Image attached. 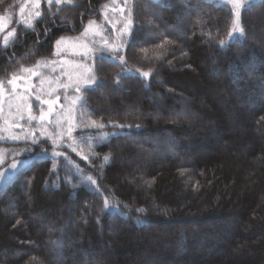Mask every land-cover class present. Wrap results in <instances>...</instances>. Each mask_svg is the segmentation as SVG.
<instances>
[{
    "label": "trees",
    "instance_id": "1",
    "mask_svg": "<svg viewBox=\"0 0 264 264\" xmlns=\"http://www.w3.org/2000/svg\"><path fill=\"white\" fill-rule=\"evenodd\" d=\"M21 1L3 0L0 15ZM106 1L53 4L17 26L0 83ZM130 18L127 63L103 62L64 155L39 140L0 187V264H264V0L241 10L246 38L224 51L235 19L224 0H133ZM103 132L116 135L98 144ZM104 197L125 214L103 212Z\"/></svg>",
    "mask_w": 264,
    "mask_h": 264
},
{
    "label": "rangeland",
    "instance_id": "2",
    "mask_svg": "<svg viewBox=\"0 0 264 264\" xmlns=\"http://www.w3.org/2000/svg\"><path fill=\"white\" fill-rule=\"evenodd\" d=\"M131 1L133 0H128V3H125V0L106 1L100 11L99 20L93 17L84 23L80 33L58 39L60 43L57 44L58 40L56 41L52 55L37 60L41 62L39 65L36 61L29 66H22L15 72V86L8 81L0 83V143L22 145L0 144V159L3 160L0 172L7 171L13 161H25L24 164L18 165L19 169L26 166L29 157L25 159L22 150L30 148V155H33L34 139L45 141L50 147L48 151L52 154L54 139L55 144L59 145L56 152L60 153L56 156L64 155L63 149L69 146L66 140L70 138L76 122L75 108L79 102L76 98L79 93L75 89L77 85L81 89L85 86L90 62L94 56L100 54L101 48L106 49L107 55L122 43L119 39L124 37L122 30L131 19ZM62 2L64 0H61ZM61 3H56L55 0L51 3L49 0H23L17 8L0 15L4 18L0 26V47H5L14 38L17 26L22 24L23 27H30L40 16L41 9L51 12L53 4ZM260 30L264 33V25ZM26 69H31L32 73L25 71ZM41 113L45 117L43 120L40 119ZM13 136H19L20 139L13 140ZM46 137L48 139H45ZM41 148L44 150L45 146ZM41 148L39 150L42 151ZM9 175L13 176L11 173ZM6 182L7 180L0 182V187Z\"/></svg>",
    "mask_w": 264,
    "mask_h": 264
},
{
    "label": "snow or ice",
    "instance_id": "3",
    "mask_svg": "<svg viewBox=\"0 0 264 264\" xmlns=\"http://www.w3.org/2000/svg\"><path fill=\"white\" fill-rule=\"evenodd\" d=\"M3 0H0V3H2ZM38 2V0H37ZM52 0H49V3H51ZM56 3H61V0H55ZM65 3L71 4L72 0H64ZM225 2L231 3L233 10H234V16L235 19L233 21L232 24V29L231 31H229L228 33V38L226 40H220L219 41V46L221 48L222 51L227 50V48L230 46V44L234 41L237 40H243L245 39V29L244 27L241 25L240 23V15H241V10L247 7H251L253 5V0H225ZM125 3H128V0H125ZM21 11H23V9H21ZM37 15H39V13H37ZM3 17H0V26H2V21H3ZM92 23V22H90ZM132 24L131 19H129L128 23L125 25V28L122 30V34L124 36H126L129 40V43L131 42V27L130 25ZM9 35H11V33H9ZM63 39V38H61ZM60 41H57V44H59ZM7 44V39L5 38V45ZM124 47V43L122 42L117 48L114 49V52L112 53H108L107 55H105L106 49L101 48L100 49V54L98 56H94V60H93V65L92 67L89 69V75L86 77V84L84 86V89L82 90L80 88L79 85H77L75 91L77 93H79V95L77 96L76 100L79 101L81 103V105L84 104L85 102V96L83 95V92L85 90H94V88L96 86H98L100 83H102V81L99 80L98 77V71L99 68L102 66L103 62L107 59L109 61H116L118 62L121 66L126 65L127 61L125 59L124 56L119 55L121 49ZM41 62L37 61V65H39ZM25 71H28L29 73H32L31 69H26ZM132 69H126L125 72L122 75H129L130 73H132ZM137 73H139V75L141 77L147 78L150 76L151 74V70L148 72H140L139 69L135 70ZM15 79L16 77L13 76L12 80H9L8 83L9 84H13V86H15ZM117 84H119V80H117ZM0 90H2V84H0ZM37 99H39V97H37ZM76 101H74L75 103ZM44 114L41 113L40 115V119L43 120ZM30 119H35V117H30ZM95 124V122H93ZM114 127H119L121 129L125 128V127H131V126H126V125H113ZM99 128H103L104 126L101 124L98 126ZM137 128L140 127V125H136ZM116 133H107V132H103L101 134H99L98 136L95 137V140L98 144H103L108 142L109 140V136H115ZM11 139L13 140H19L20 137L19 136H13ZM45 139H48V137H46ZM89 140H91L92 138H88ZM33 144L39 143L38 140L34 139L32 141ZM59 145L55 144V140L53 139V155H59L60 153L56 152V147H58ZM89 148H92V144L89 143ZM22 151H30V148H26L23 149ZM42 151H44V154L46 155V151L42 149ZM73 151H75V148H73ZM19 153H17L18 155ZM92 154L95 156L97 155L95 153V151L93 150ZM111 158V153L106 154L103 156V162L104 163H108L110 161ZM84 159H87V157L85 156ZM3 163V160L0 159V164ZM25 161L21 160V161H13L9 164L7 171L4 172H0V182L6 181L8 179L11 178V176L9 175L11 173V175H15L16 173L19 172V166L18 165H22L24 164ZM102 166V165H101ZM79 170V169H78ZM81 180L84 183H90L91 185H96V180L92 177V176H82ZM126 208V206H125ZM117 212L119 215H124V211L121 210L120 205L118 202H109V198L108 197H104V203H103V209L102 211L105 213H111L112 211ZM138 212H143L144 209H138ZM99 222V218L98 221ZM143 221L138 219L137 223H142ZM17 223H19V221H17Z\"/></svg>",
    "mask_w": 264,
    "mask_h": 264
}]
</instances>
